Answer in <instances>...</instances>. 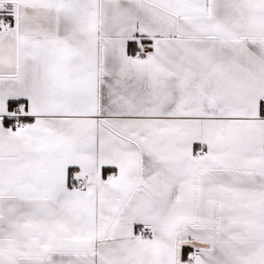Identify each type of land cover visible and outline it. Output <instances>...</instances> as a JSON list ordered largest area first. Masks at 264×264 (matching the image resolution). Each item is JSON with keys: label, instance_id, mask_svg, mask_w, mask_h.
Returning <instances> with one entry per match:
<instances>
[{"label": "snow or ice", "instance_id": "obj_1", "mask_svg": "<svg viewBox=\"0 0 264 264\" xmlns=\"http://www.w3.org/2000/svg\"><path fill=\"white\" fill-rule=\"evenodd\" d=\"M0 264H264V0H0Z\"/></svg>", "mask_w": 264, "mask_h": 264}]
</instances>
